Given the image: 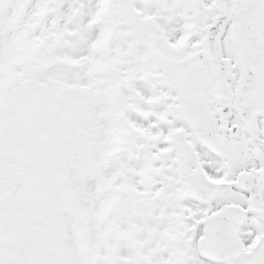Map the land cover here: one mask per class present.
I'll return each mask as SVG.
<instances>
[{"label": "snow or ice", "instance_id": "1", "mask_svg": "<svg viewBox=\"0 0 264 264\" xmlns=\"http://www.w3.org/2000/svg\"><path fill=\"white\" fill-rule=\"evenodd\" d=\"M0 264H264V0H0Z\"/></svg>", "mask_w": 264, "mask_h": 264}]
</instances>
